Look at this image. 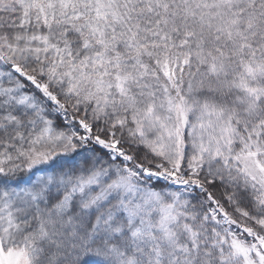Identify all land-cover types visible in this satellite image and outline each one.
<instances>
[{
	"label": "snow or ice",
	"instance_id": "6c2138e0",
	"mask_svg": "<svg viewBox=\"0 0 264 264\" xmlns=\"http://www.w3.org/2000/svg\"><path fill=\"white\" fill-rule=\"evenodd\" d=\"M0 264H264V0H0Z\"/></svg>",
	"mask_w": 264,
	"mask_h": 264
}]
</instances>
